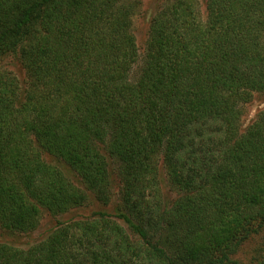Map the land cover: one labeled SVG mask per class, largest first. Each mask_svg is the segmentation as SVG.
Masks as SVG:
<instances>
[{"label":"trees","instance_id":"16d2710c","mask_svg":"<svg viewBox=\"0 0 264 264\" xmlns=\"http://www.w3.org/2000/svg\"><path fill=\"white\" fill-rule=\"evenodd\" d=\"M140 3L0 0V228L118 201L0 264H264V0Z\"/></svg>","mask_w":264,"mask_h":264},{"label":"rangeland","instance_id":"374dc122","mask_svg":"<svg viewBox=\"0 0 264 264\" xmlns=\"http://www.w3.org/2000/svg\"><path fill=\"white\" fill-rule=\"evenodd\" d=\"M167 0H141L139 8L132 16V31L135 35L136 43L140 55H143L145 41L148 34L149 21L157 8ZM198 11L200 19H204L205 9L203 0H192ZM0 67L10 71L15 75L21 87L25 85V72L15 57H6L0 60ZM264 107V92L254 93L250 101L245 104V112L242 116V124L245 126L251 122L255 113ZM167 192V191H166ZM114 198L108 205H101L96 201L89 200L82 206L70 208L68 211L53 215L43 210L38 221V225L34 230L29 232H10L0 228V242H7L14 246L26 248L27 246L44 238L48 232L60 221H67L75 218H83L90 215L95 209H105L113 212L117 204ZM250 253V252H249ZM249 256V255H247Z\"/></svg>","mask_w":264,"mask_h":264}]
</instances>
